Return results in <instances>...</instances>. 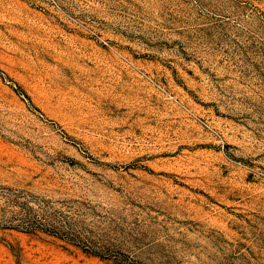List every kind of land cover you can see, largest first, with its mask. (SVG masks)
<instances>
[{
  "label": "rangeland",
  "instance_id": "rangeland-1",
  "mask_svg": "<svg viewBox=\"0 0 264 264\" xmlns=\"http://www.w3.org/2000/svg\"><path fill=\"white\" fill-rule=\"evenodd\" d=\"M0 264H264V0H0Z\"/></svg>",
  "mask_w": 264,
  "mask_h": 264
}]
</instances>
